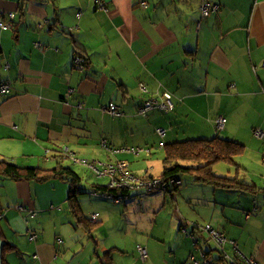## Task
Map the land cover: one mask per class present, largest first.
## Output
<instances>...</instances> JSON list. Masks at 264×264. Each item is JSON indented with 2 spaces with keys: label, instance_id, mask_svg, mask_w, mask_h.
<instances>
[{
  "label": "crops",
  "instance_id": "crops-1",
  "mask_svg": "<svg viewBox=\"0 0 264 264\" xmlns=\"http://www.w3.org/2000/svg\"><path fill=\"white\" fill-rule=\"evenodd\" d=\"M101 1L103 9L95 0H0V12L13 13L14 24L0 30V82L12 88L0 98V160L20 167L36 161L46 168L44 161L55 163L66 147L77 158L121 160L138 177L159 178L148 169L141 173L143 161L138 160L151 154L161 138L160 150L173 143L170 133L181 128L196 138L222 136L242 144L233 177L264 189V0H212L218 10L206 17L198 14V0ZM76 55L86 60L85 73L72 66ZM156 93L171 95L172 110L140 116L143 101ZM109 104L120 115L102 110ZM220 115L225 126L217 131L214 121ZM157 128L165 130L164 137ZM255 129L262 131L261 138L253 136ZM102 141L145 151L112 155ZM42 185L0 178V264H101L106 252L116 264L113 256L120 247L97 237L107 220L103 211L91 209L88 218L79 205L94 224L88 233L74 226L64 197L69 188L54 194ZM95 185L108 189V183L96 181L91 189L98 195L93 196L121 203L104 197L110 192ZM173 187L166 191L170 196L179 189ZM130 191L119 194L126 199ZM240 195L234 207L219 196L223 200L210 202L212 214L202 220L264 264V194ZM52 201L57 210L49 207ZM204 215L181 214L184 221ZM26 225H31L30 235ZM194 255L195 247L178 264H190ZM147 260L148 254L145 261L138 254L135 262Z\"/></svg>",
  "mask_w": 264,
  "mask_h": 264
},
{
  "label": "rangeland",
  "instance_id": "rangeland-1",
  "mask_svg": "<svg viewBox=\"0 0 264 264\" xmlns=\"http://www.w3.org/2000/svg\"><path fill=\"white\" fill-rule=\"evenodd\" d=\"M161 113L163 114V112ZM139 120V124L144 122V119ZM182 131L183 130L180 128L177 132L173 131L170 133V135L175 137V142L198 139L196 136L185 134ZM218 134L221 135L220 132H218ZM220 138L223 137L221 136ZM162 139L163 138L154 143L155 147L152 146L151 148V145L148 144L152 153L143 158L140 157V160H138L139 162L143 161L142 165H139L141 166L140 169H142L141 173L145 174V170L148 169L151 176L159 177L161 175L163 152L159 149L158 145L159 142L163 143ZM142 155L143 154L140 156ZM239 158L240 156L235 159V162ZM44 162L46 168H50L54 165L52 160ZM183 164L189 165V163ZM29 165H34L33 167L40 165L43 166V164L40 162L37 163L36 161H30ZM63 165L70 167L81 177V181L77 184L79 192L76 195V198L84 215L86 217H88L87 215H91V212H89L91 209L103 211L104 219L107 220H103L104 224H101L102 227L100 228L97 237L102 242L107 239L108 245H115L116 243V245L120 247V252L115 253L113 256L114 263L116 264H178L183 256L188 255L189 252L194 250L192 240L189 237L190 234L195 232L192 228V224L197 223L200 226L206 225V221L202 219L211 216L212 203L215 199L216 202L224 199L229 203L230 207H234V205L238 204V199L242 198L240 192H237L236 190H226L206 184L195 183L188 174H179L178 177L182 184L179 185L178 191H172V196L164 191H153L151 193H145V195H140L135 192V190H131L128 198L120 201L121 203L116 205L108 199L93 196L97 193L93 194L91 184H94L97 181L107 185L108 181L105 178H96L94 174L84 166L75 164L69 160H63ZM233 168L235 169V166L220 162L213 165L212 171L215 175L234 178L235 171ZM239 180L242 181V178ZM54 183L57 187L52 190ZM42 186L46 188V192H53L54 194L59 192V188L66 189V192L69 188V184L66 183V181H55L54 179L43 183ZM178 193L182 194L185 201L180 199ZM219 196L223 199L218 198ZM64 197L66 199V193L64 194ZM186 202H189L190 204ZM206 202H212L208 205V208L203 206ZM48 205L49 207H54L55 210L58 209L57 204H55L54 201ZM51 210L54 209L51 208ZM201 211L206 215L202 216L201 219L195 218L184 221L181 216V214H185L196 217ZM95 214H99V218L102 217L101 212ZM184 223H186L185 226L187 228L184 226L181 230L179 227L182 224L184 225ZM101 225L98 226L100 227ZM27 229H31V225H26L25 227L26 234H29ZM110 239L116 240L114 241ZM196 239L199 240V245L202 248H213V243L208 240L204 234L199 235L197 232ZM136 245H140L146 249L148 254V260L146 262H135V260H138V254L135 249ZM216 256L217 253L213 252V257ZM67 257H69V255H67Z\"/></svg>",
  "mask_w": 264,
  "mask_h": 264
},
{
  "label": "built area",
  "instance_id": "built-area-1",
  "mask_svg": "<svg viewBox=\"0 0 264 264\" xmlns=\"http://www.w3.org/2000/svg\"><path fill=\"white\" fill-rule=\"evenodd\" d=\"M97 6L101 9L104 8V3L101 0H95ZM198 14L200 17H206L209 14L215 13L218 10V5L212 2V0H198ZM0 30L6 31L13 27V13L9 12L5 15L0 12ZM36 46L39 43L35 44ZM84 58L81 56H74L72 61V66L80 71L84 72ZM139 90L146 93V88L143 84L138 85ZM11 84L8 81L0 82V98L7 97L11 93ZM173 108L171 101V95L168 93L158 94L156 93L152 97L144 100L141 107L138 110V114L142 117L147 116L150 111L156 110L160 112H169ZM112 116H118L120 113L114 104H109L108 106L102 108ZM225 126V119L223 116H217L214 121V127L217 131L223 130ZM156 133L160 137H164L165 130L163 128H157ZM262 131L255 129L253 131V136L255 138L262 137ZM101 146L104 150L112 155L118 154H131L132 156H138L140 153L145 151L140 148H126V147H110L105 141L101 142ZM61 154L69 158L73 163L80 164L84 166L87 170L92 172L96 178H107L108 188L115 189L118 191L117 194L112 195V193L102 194L104 197L113 199L114 202H119L125 197L119 194V191L124 190H135L138 192L151 193L153 191H164L166 192L171 186L180 185V181L174 179L163 180L161 178L146 177L141 178L133 174L128 170V164L125 161L116 160L114 162H96L89 161L86 159H80L75 156L74 153L69 151L66 147H62ZM23 206L17 207V210H23ZM25 210V209H24ZM23 210V211H24ZM32 217L34 214L32 211L29 212ZM97 215L93 214L90 220L95 221ZM194 233H201L206 236L208 240L213 243L212 251L209 249L202 248L198 240L194 237V233L190 234L189 237L193 241L195 247V255L191 256L190 260L192 264H216L215 258L219 260L220 264H257L253 257L246 256L243 254L235 241L228 239L221 232L212 228L210 225L200 226L198 224H192ZM35 236L33 235V238ZM229 248V249H228ZM139 257L141 260L145 261L147 259L146 249L140 245L136 247ZM229 250V251H228ZM213 252L217 253L216 257H213Z\"/></svg>",
  "mask_w": 264,
  "mask_h": 264
},
{
  "label": "trees",
  "instance_id": "trees-1",
  "mask_svg": "<svg viewBox=\"0 0 264 264\" xmlns=\"http://www.w3.org/2000/svg\"><path fill=\"white\" fill-rule=\"evenodd\" d=\"M83 65V73H85V59ZM161 150L163 152L162 173L159 178L163 180L167 181L174 179L178 181L179 174H188L195 183L206 184L215 188L226 190H236L240 193L255 194L261 192L264 194V189L258 188L255 185L243 183L238 181L236 178H228L213 174V165L220 162L239 168L235 159L241 156L244 151V146L240 143L216 136L210 139L198 138L167 143L162 145ZM64 157L65 156L61 154L57 157L58 159L54 158L55 163L50 168H44L41 166L20 167L5 160H0V178L11 179L14 181H33L38 183H44L52 179L66 181V183L69 184V191L66 198L67 208L75 221L74 226H81L86 230V232L90 233V231L94 229V224H90L82 215L76 198L77 184L80 182L81 177L73 169L63 165V160L69 159ZM69 161L71 160L69 159ZM183 163H189V165ZM177 186L178 185H175L174 187L176 188ZM95 188L102 191H108L113 194L118 192L115 189H107L105 186L95 185ZM104 257L105 258L101 260V264H112L109 252H106ZM214 260L216 264H220L218 259L215 258Z\"/></svg>",
  "mask_w": 264,
  "mask_h": 264
},
{
  "label": "clouds",
  "instance_id": "clouds-1",
  "mask_svg": "<svg viewBox=\"0 0 264 264\" xmlns=\"http://www.w3.org/2000/svg\"><path fill=\"white\" fill-rule=\"evenodd\" d=\"M108 106V105H107ZM109 189V188H108Z\"/></svg>",
  "mask_w": 264,
  "mask_h": 264
}]
</instances>
